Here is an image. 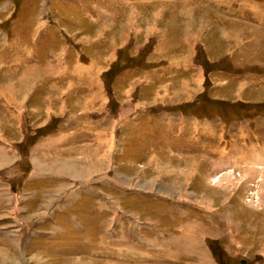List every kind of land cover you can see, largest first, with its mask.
<instances>
[{"label": "rangeland", "instance_id": "rangeland-1", "mask_svg": "<svg viewBox=\"0 0 264 264\" xmlns=\"http://www.w3.org/2000/svg\"><path fill=\"white\" fill-rule=\"evenodd\" d=\"M0 264H264V0H0Z\"/></svg>", "mask_w": 264, "mask_h": 264}, {"label": "crops", "instance_id": "crops-1", "mask_svg": "<svg viewBox=\"0 0 264 264\" xmlns=\"http://www.w3.org/2000/svg\"><path fill=\"white\" fill-rule=\"evenodd\" d=\"M86 164L88 165V168H90V169L92 168L93 171L95 170V168H96L95 165H94L95 163L92 164L91 162H87Z\"/></svg>", "mask_w": 264, "mask_h": 264}, {"label": "bare ground", "instance_id": "bare-ground-1", "mask_svg": "<svg viewBox=\"0 0 264 264\" xmlns=\"http://www.w3.org/2000/svg\"><path fill=\"white\" fill-rule=\"evenodd\" d=\"M9 110V109H8ZM186 175V174H185ZM217 179V178H216ZM183 232V231H182ZM186 233V232H185ZM161 248V247H160ZM125 252V251H124ZM164 253V252H163ZM123 254V253H122ZM124 255V254H123Z\"/></svg>", "mask_w": 264, "mask_h": 264}]
</instances>
